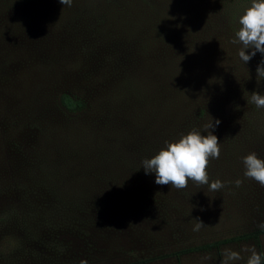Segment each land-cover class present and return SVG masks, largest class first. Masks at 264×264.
<instances>
[{
  "label": "rangeland",
  "instance_id": "1",
  "mask_svg": "<svg viewBox=\"0 0 264 264\" xmlns=\"http://www.w3.org/2000/svg\"><path fill=\"white\" fill-rule=\"evenodd\" d=\"M250 3L0 0V264H221L225 249L264 253V187L243 164L251 152L264 159V108L250 102L264 95V56L244 64L231 43ZM62 94L80 107L65 108ZM208 116L220 120L210 129L220 158L207 171L221 190L145 174L143 159ZM168 199L190 207L188 224L168 214ZM197 219L205 226L193 231Z\"/></svg>",
  "mask_w": 264,
  "mask_h": 264
},
{
  "label": "clouds",
  "instance_id": "2",
  "mask_svg": "<svg viewBox=\"0 0 264 264\" xmlns=\"http://www.w3.org/2000/svg\"><path fill=\"white\" fill-rule=\"evenodd\" d=\"M62 5L72 6L73 0H59ZM239 30L235 33L232 44L239 43L242 47L238 51L240 60L246 64L257 52L264 56V0H251L250 5L239 17ZM250 51H245V50ZM256 78L264 80V59L256 68ZM250 102L258 108H264V95L252 92ZM220 124L219 119L208 116L207 122L199 128H193L186 134H182L175 141H165L166 147L161 148L151 158L143 159L141 167L145 174L154 173L155 183L158 185H170L177 190L188 187L189 182L198 186H208V190L217 192L224 187L219 179L209 181L208 167L211 159H219L221 144L213 131ZM206 133V134H202ZM244 176L255 180L264 187V159L258 158L251 152L243 157ZM235 185L242 184L237 179ZM205 224L197 219L193 231H199ZM264 230V222L259 225ZM246 264H264V253H258L255 247H244L240 251L225 249L221 264H231L242 260L243 254H248ZM211 256L204 257L210 260ZM81 264H86L82 261Z\"/></svg>",
  "mask_w": 264,
  "mask_h": 264
},
{
  "label": "trees",
  "instance_id": "3",
  "mask_svg": "<svg viewBox=\"0 0 264 264\" xmlns=\"http://www.w3.org/2000/svg\"><path fill=\"white\" fill-rule=\"evenodd\" d=\"M60 100H61L62 105L65 108H67L68 110H76L81 105V102L79 100L72 98L68 94H62ZM164 105L167 107L172 106V104L170 102H166V103H164ZM70 199H76L80 203H82V199L80 197H77V198L75 197V198H70ZM166 208H167L168 214H169V210H171L172 217H173V214H175V213L178 214L177 212L180 211L181 214H183L182 218L184 219L183 221L185 222V224L189 223L188 217H189L191 211H190V207L186 206L184 204V202H182V201L181 202H174L172 199H168ZM167 222L169 224H173V223H170V221L168 219H167Z\"/></svg>",
  "mask_w": 264,
  "mask_h": 264
}]
</instances>
